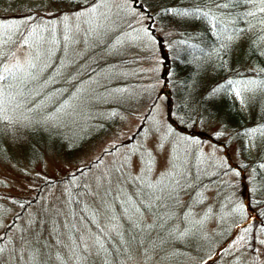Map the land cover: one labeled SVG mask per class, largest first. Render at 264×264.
<instances>
[{
  "label": "rangeland",
  "instance_id": "1",
  "mask_svg": "<svg viewBox=\"0 0 264 264\" xmlns=\"http://www.w3.org/2000/svg\"><path fill=\"white\" fill-rule=\"evenodd\" d=\"M28 2L13 15L32 13L36 22L41 20L24 38L28 52L16 47L7 62V69L19 68L10 88L34 87L38 92L59 87L51 93L67 95L56 112L59 136L79 137L92 119L116 113L138 101L143 92L156 99L163 87L165 61V48L157 39L164 33L152 29L132 0H87L81 9L66 5V0ZM23 25L0 22V47L8 45ZM123 58L127 64L120 61ZM93 64L98 65L94 74L69 88L67 83ZM157 99L147 121L146 148L138 146L137 156L132 147L120 143L143 118L149 107L143 101L132 106L138 114L122 115L114 131L74 157L48 156L43 169L38 165L32 170L58 180L46 186L42 200L14 226L16 240L9 238L0 249V264H199L198 255L212 253L232 226L244 220L247 214L240 210L244 189L235 177L238 172L232 170L240 160L235 147L226 149L228 158L210 141L182 137L167 126V101L162 95ZM86 166L89 170L76 177ZM219 172H224L226 188L220 191L211 183L204 190L194 189V180L201 175ZM72 174L76 190L89 189L82 197L83 220L78 223L65 207L70 187L65 178ZM1 180L2 201L39 195L43 183L7 164H0ZM11 217L5 215L3 228ZM243 233L238 232L216 264H264V237L258 234L250 245Z\"/></svg>",
  "mask_w": 264,
  "mask_h": 264
},
{
  "label": "trees",
  "instance_id": "2",
  "mask_svg": "<svg viewBox=\"0 0 264 264\" xmlns=\"http://www.w3.org/2000/svg\"><path fill=\"white\" fill-rule=\"evenodd\" d=\"M66 1V5L81 9L87 0ZM132 1L147 17L152 29L164 33L163 38L157 39L165 48L163 87L156 99L153 93L143 92L140 101L128 102L116 113H109L108 117H95L83 134L68 138L59 136L54 125L56 112L67 96L51 94L59 87H47L38 92L34 87L10 88V84L17 81L19 68L7 69V62L16 47L26 48L28 52L24 38L41 19L36 22L32 13L13 15L17 10L23 11L28 0H0V22L14 20L24 23L23 29L16 30L8 45L0 47V164H7L25 176L43 182L39 195L32 198L0 200V230L3 232L0 249L9 238L14 243L13 233L17 231L13 230L14 226L21 224L28 209L38 204L37 200H42L46 188L58 180L41 171L33 172V169L36 170L38 165L43 169L48 156L62 160L74 157L107 132L114 131L115 122L122 115L137 113H133L136 107L132 106L143 101V104H149L143 118L130 137L120 143V146L132 147L131 153L136 155L138 146L146 148L147 121L161 95L168 103L166 121L173 131L187 140L210 141L221 147L228 158L226 149L233 146L240 158L232 170L238 172L235 177L244 189L240 210L247 216L232 226L235 230L230 229L212 253L198 255L196 261L216 264L219 255L227 250L240 230L250 245L258 234L264 237V0ZM120 61L127 64L124 58ZM96 66H86L76 79L67 83L69 88L81 83L85 76L94 74ZM212 128L214 130L209 133ZM123 161L125 167L127 161ZM89 168L84 167L75 176L84 175ZM223 173L213 177L201 175L194 180V189L204 190V186L212 183L218 184L221 191L226 188L222 182ZM73 176L65 178L70 183L65 207L69 218L78 223L83 220L79 213L82 197L88 195L89 189L76 190V184H71ZM3 185L1 180L0 188ZM80 185L83 186H77ZM181 200L183 203L190 198ZM9 213L12 214L10 224L3 228V219Z\"/></svg>",
  "mask_w": 264,
  "mask_h": 264
}]
</instances>
